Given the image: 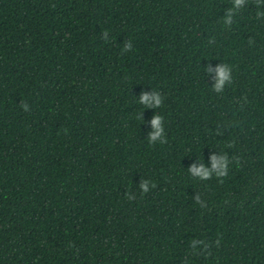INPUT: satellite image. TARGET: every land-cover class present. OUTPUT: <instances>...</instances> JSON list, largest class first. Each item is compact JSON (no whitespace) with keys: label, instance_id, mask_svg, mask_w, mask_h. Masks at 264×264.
<instances>
[{"label":"trees","instance_id":"trees-1","mask_svg":"<svg viewBox=\"0 0 264 264\" xmlns=\"http://www.w3.org/2000/svg\"><path fill=\"white\" fill-rule=\"evenodd\" d=\"M233 5L0 0V264H264V4ZM213 153L228 176L193 178Z\"/></svg>","mask_w":264,"mask_h":264},{"label":"clouds","instance_id":"clouds-1","mask_svg":"<svg viewBox=\"0 0 264 264\" xmlns=\"http://www.w3.org/2000/svg\"><path fill=\"white\" fill-rule=\"evenodd\" d=\"M246 0H234V5L232 8L227 9L226 17L224 23L227 25H231L233 22V15L235 10L240 9L245 6ZM264 4V0H257V5ZM258 18H264V11H258ZM101 38L107 43L110 41L109 32L104 30L101 33ZM133 50V42L131 39H128L124 42L122 48V54L131 52ZM206 71L211 74L215 73L213 91L220 93L224 91L225 86L231 82L232 80V69L227 64H217L213 67L209 64L206 68ZM138 103L143 105L144 108H160L164 103V96L156 90L152 92L144 91L140 94ZM21 107L24 111H28L30 109V105L26 102H21ZM137 120L143 119V112L138 113L136 116ZM153 131L149 133L148 140L150 143L155 144L156 142L166 143L167 137L164 128V117L161 114H155L150 121ZM211 167L205 166L201 163L199 166L193 164L188 170L190 175L193 178L199 180H210L215 175L216 178L220 179L221 182L223 178L227 177L229 174V164L230 159L227 154H215L213 153L210 156ZM239 163V160L236 161ZM156 185L150 179H142V182L139 185V190L142 194H147L151 188H155ZM129 200L135 199L134 193H129ZM195 202L201 206H204V202L201 200L199 194L194 196ZM204 243L202 240H191L190 244L193 248L196 247L197 244ZM218 243V242H217Z\"/></svg>","mask_w":264,"mask_h":264}]
</instances>
